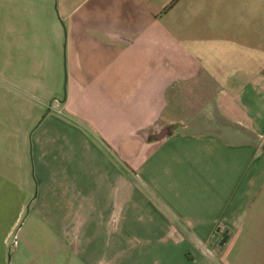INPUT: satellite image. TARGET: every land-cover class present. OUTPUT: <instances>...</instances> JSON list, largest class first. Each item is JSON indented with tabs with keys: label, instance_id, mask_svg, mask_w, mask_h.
Wrapping results in <instances>:
<instances>
[{
	"label": "crops",
	"instance_id": "0c3cea01",
	"mask_svg": "<svg viewBox=\"0 0 264 264\" xmlns=\"http://www.w3.org/2000/svg\"><path fill=\"white\" fill-rule=\"evenodd\" d=\"M171 1L56 0L67 77L51 106L64 116L38 124L34 175L36 199L58 205L48 249L72 264H228L234 247L239 264L264 209V0ZM179 87L218 123L149 142ZM2 163L10 231L22 193L15 155ZM9 252L0 243V264Z\"/></svg>",
	"mask_w": 264,
	"mask_h": 264
},
{
	"label": "rangeland",
	"instance_id": "374dc122",
	"mask_svg": "<svg viewBox=\"0 0 264 264\" xmlns=\"http://www.w3.org/2000/svg\"><path fill=\"white\" fill-rule=\"evenodd\" d=\"M65 44L66 33L58 17L56 0H0V171L4 168L2 161L14 167L15 155V191L22 193V204L18 203L19 197L16 202L13 195L8 205L11 221L16 207L15 213H20L16 227L9 231V224L6 226L5 219H0V233L5 234L0 243L10 251L4 264L73 262L71 254L57 256L55 251L48 249L57 246L59 239L62 241L53 233L57 229L54 216L58 205L47 198L36 199L38 189L33 157V135L38 124L42 120L54 123L64 116V112H58L51 104L54 98L62 94L63 99L66 93L68 46ZM184 88H178L180 91L177 90L175 101L171 103L174 108L167 109L170 122L163 119L155 124L154 130L147 133L151 138L149 142H155L161 134L167 138L174 133L194 132L218 123L217 114L211 108L208 114L188 109V91L184 92L187 89ZM53 103L59 108L56 101ZM24 168L27 169V187L23 179L20 182ZM32 200L33 206L30 205ZM41 211L50 213L46 215L51 219L44 220ZM247 225L251 233L239 249L244 258L239 264H264V209L256 210ZM64 239L66 244L73 243L69 235ZM234 248L228 252V264H233Z\"/></svg>",
	"mask_w": 264,
	"mask_h": 264
},
{
	"label": "water",
	"instance_id": "95a60500",
	"mask_svg": "<svg viewBox=\"0 0 264 264\" xmlns=\"http://www.w3.org/2000/svg\"><path fill=\"white\" fill-rule=\"evenodd\" d=\"M157 138V140H160V139H162L163 138V135L161 134L160 136H157L156 137ZM225 237H223V240L221 241V243L219 244L220 246H222L223 244H224V242H225Z\"/></svg>",
	"mask_w": 264,
	"mask_h": 264
},
{
	"label": "trees",
	"instance_id": "16d2710c",
	"mask_svg": "<svg viewBox=\"0 0 264 264\" xmlns=\"http://www.w3.org/2000/svg\"><path fill=\"white\" fill-rule=\"evenodd\" d=\"M178 0H172L168 6V9L171 8Z\"/></svg>",
	"mask_w": 264,
	"mask_h": 264
}]
</instances>
